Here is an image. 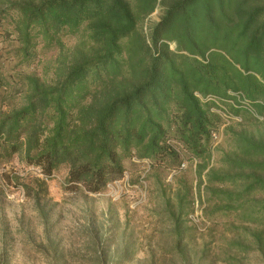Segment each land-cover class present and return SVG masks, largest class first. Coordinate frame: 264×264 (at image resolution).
<instances>
[{
    "label": "trees",
    "instance_id": "1",
    "mask_svg": "<svg viewBox=\"0 0 264 264\" xmlns=\"http://www.w3.org/2000/svg\"><path fill=\"white\" fill-rule=\"evenodd\" d=\"M157 7L161 16L145 33L141 24ZM81 27L85 38L67 47L62 37ZM0 35L19 64L34 61L39 42L59 50L48 76L16 75L21 105L3 107L11 93L0 91V164L18 155L46 176L65 166L66 182L90 193L121 178L132 156L175 161L170 137L205 169L219 118L194 92L264 96V0H0ZM228 133L231 149L205 172L207 200L226 201L217 209L264 208L254 195L264 192V127ZM13 179L39 203L44 180ZM181 210L172 212L177 232ZM0 264H8L3 252Z\"/></svg>",
    "mask_w": 264,
    "mask_h": 264
},
{
    "label": "rangeland",
    "instance_id": "2",
    "mask_svg": "<svg viewBox=\"0 0 264 264\" xmlns=\"http://www.w3.org/2000/svg\"><path fill=\"white\" fill-rule=\"evenodd\" d=\"M160 16L157 7L144 19L145 33ZM82 31L81 27L63 36L65 45H77L86 36ZM169 43L175 50V43ZM42 45L39 42L33 62L19 64L10 52L9 40L0 35V91L11 93L3 107L23 103L24 88L16 83L17 74L34 72L44 78L51 73L59 50ZM199 94L200 102L219 118L210 133L207 167L201 172L203 161L174 137L166 145L178 154L175 161L127 158L123 176L98 193L87 192L80 184L69 185L65 166L46 176L18 155L1 163L0 253H5L8 264H51L47 255L54 253L64 256L63 264H115L122 254L118 264H264L263 205L248 202L217 209V204L226 201L216 203L215 196L208 201L212 195L205 188L207 168L218 166L222 153L232 147L229 128L256 133L264 127V96L252 99L231 89L224 96ZM206 95L213 99L206 100ZM14 175L22 181L44 180L46 191L41 192L38 204L35 194L27 193ZM254 195L262 198L264 192ZM180 203L177 232L172 212Z\"/></svg>",
    "mask_w": 264,
    "mask_h": 264
},
{
    "label": "built area",
    "instance_id": "3",
    "mask_svg": "<svg viewBox=\"0 0 264 264\" xmlns=\"http://www.w3.org/2000/svg\"><path fill=\"white\" fill-rule=\"evenodd\" d=\"M168 43V46H170L171 48H172V50H173V47H172V45L169 43V42H167ZM194 94L196 95V96H198V97H200V94L199 93H197V92H194ZM206 100H212L213 99V97H212V95H206L205 97H204ZM247 100V99H246ZM247 102V104H248V101H246ZM249 105V104H248ZM185 164L182 162L181 163V167H183ZM40 172H41V170H40ZM42 173V172H41Z\"/></svg>",
    "mask_w": 264,
    "mask_h": 264
}]
</instances>
